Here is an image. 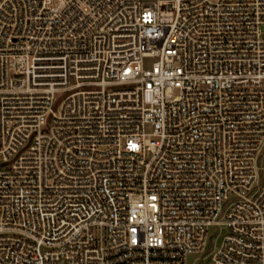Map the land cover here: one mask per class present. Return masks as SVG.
I'll list each match as a JSON object with an SVG mask.
<instances>
[{
  "label": "built area",
  "instance_id": "built-area-1",
  "mask_svg": "<svg viewBox=\"0 0 264 264\" xmlns=\"http://www.w3.org/2000/svg\"><path fill=\"white\" fill-rule=\"evenodd\" d=\"M190 254L264 264V0H0V264Z\"/></svg>",
  "mask_w": 264,
  "mask_h": 264
},
{
  "label": "rangeland",
  "instance_id": "rangeland-1",
  "mask_svg": "<svg viewBox=\"0 0 264 264\" xmlns=\"http://www.w3.org/2000/svg\"><path fill=\"white\" fill-rule=\"evenodd\" d=\"M147 1H154V0H147ZM146 63H149V61L146 60ZM224 232L225 231L222 230L220 232V235L216 239V242L214 244L216 247L218 246V243H219L221 237L223 236ZM213 233H214V228H211L209 230V234H213ZM201 260L203 261V264H212L211 260H210V256H208V257L205 256L204 257L203 254H190V255H188L187 258H186V264H199V262Z\"/></svg>",
  "mask_w": 264,
  "mask_h": 264
}]
</instances>
